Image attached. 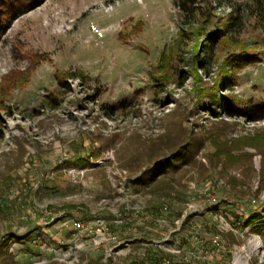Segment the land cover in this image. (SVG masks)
<instances>
[{
	"label": "rangeland",
	"instance_id": "rangeland-1",
	"mask_svg": "<svg viewBox=\"0 0 264 264\" xmlns=\"http://www.w3.org/2000/svg\"><path fill=\"white\" fill-rule=\"evenodd\" d=\"M230 13L211 11V23ZM180 27L172 0H39L8 24L0 81L30 72L0 110V264H264L253 146L264 144V113L214 117L206 105L218 92L198 100L226 54L245 50L253 60L218 94L263 106L264 25L246 21L235 47L216 45L204 67L193 64L190 40L177 43ZM73 70L87 79L63 75ZM163 76V85L152 78ZM186 141L185 160L137 187ZM190 205L197 211L184 215ZM254 215L263 220L245 226ZM101 227L106 240L94 246Z\"/></svg>",
	"mask_w": 264,
	"mask_h": 264
},
{
	"label": "trees",
	"instance_id": "trees-1",
	"mask_svg": "<svg viewBox=\"0 0 264 264\" xmlns=\"http://www.w3.org/2000/svg\"><path fill=\"white\" fill-rule=\"evenodd\" d=\"M38 1L39 0H0V37L8 24L17 15L25 12ZM172 4L179 12V22L181 24L177 43L183 44L186 40H190L192 42L191 56L194 62L193 64L201 67H204L208 60L214 57L213 52L216 45H221L226 49L235 47L236 41L232 34L238 32L246 21L253 20L259 25H264V0H244L238 5L231 4L229 0H172ZM220 7L229 8L231 13L223 22L217 19L215 23H211L213 17L211 11L219 9ZM240 52L241 53L238 55L232 52L226 54L221 61L218 82L214 80L213 85L209 88L199 87L198 96L200 97H198V100L205 96L209 98L214 91L219 93L221 90L220 87H224L227 91L230 90L234 84L239 68L245 67L253 60L250 57H246L245 50ZM165 59V53L161 52L157 60V66L150 75L154 76L153 74L161 73V70H163V62L161 61ZM34 61L33 59L32 62ZM29 72V70H11L2 76L0 81V110L6 108L3 103L10 97L12 90L21 87L25 83ZM63 75L68 78H80V80L83 81L87 79L79 70L66 72ZM152 78L157 83L164 84L162 82L164 76ZM218 93L212 94L211 99L207 102L208 105H206L211 114H216L214 117L220 116L219 113L222 112L224 116H238L246 119L248 118L249 120H257V118L264 113V101L262 107H257L250 99H243L235 93H230L223 97ZM215 101L218 102L215 103ZM258 141H264V133L256 138V142ZM189 144L190 143L186 141L177 151L161 156L153 161V171H148L144 174L142 179L143 182H136L137 187L156 184L157 182L155 180L161 176L170 165H174L175 162L179 159L181 160V158L185 160L184 156L188 153ZM253 146L257 148L259 154L262 155L261 172L264 176V144L259 145L257 143ZM261 220H263V217L254 215L244 224L245 226H249L254 223H259ZM257 232L258 234H262V228L258 229Z\"/></svg>",
	"mask_w": 264,
	"mask_h": 264
},
{
	"label": "built area",
	"instance_id": "built-area-1",
	"mask_svg": "<svg viewBox=\"0 0 264 264\" xmlns=\"http://www.w3.org/2000/svg\"><path fill=\"white\" fill-rule=\"evenodd\" d=\"M208 201L212 205L216 204V200L214 198H210V199H208ZM164 209H166V208H164ZM239 210L241 212L244 211L243 208H240ZM195 211H197V208H195L194 205H190L188 209L184 210V215L187 212H195ZM70 224H71L72 228L75 229L76 231H78L79 233L84 231V227L79 220H71ZM106 235H107V233H105V231L102 227L95 229V239H92L93 245L99 246L102 243V240H97V238H102V239L106 240V238H105Z\"/></svg>",
	"mask_w": 264,
	"mask_h": 264
},
{
	"label": "bare ground",
	"instance_id": "bare-ground-1",
	"mask_svg": "<svg viewBox=\"0 0 264 264\" xmlns=\"http://www.w3.org/2000/svg\"><path fill=\"white\" fill-rule=\"evenodd\" d=\"M259 248H260V247H259L258 245L254 244V245L250 246L249 249H250L252 252H256ZM234 264H243V262L241 261L240 258H237V257H236V258L234 259Z\"/></svg>",
	"mask_w": 264,
	"mask_h": 264
}]
</instances>
